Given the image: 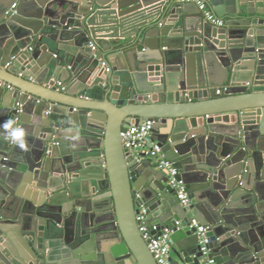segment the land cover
<instances>
[{"label":"water","instance_id":"1","mask_svg":"<svg viewBox=\"0 0 264 264\" xmlns=\"http://www.w3.org/2000/svg\"><path fill=\"white\" fill-rule=\"evenodd\" d=\"M203 1L224 26L175 0H0V124L27 143L0 129V264H157L141 206L172 264L203 258L192 220L215 264H264V0ZM143 119L188 208L123 149Z\"/></svg>","mask_w":264,"mask_h":264},{"label":"built area","instance_id":"2","mask_svg":"<svg viewBox=\"0 0 264 264\" xmlns=\"http://www.w3.org/2000/svg\"><path fill=\"white\" fill-rule=\"evenodd\" d=\"M179 3H194L200 12L204 20L214 26L222 27L224 26V20L217 18V16L207 7L206 3L203 0H177ZM16 3L12 5L14 9ZM9 12V11H8ZM92 46V49H95V46ZM33 46H27L24 49L27 51L32 50ZM11 59H14L12 57ZM11 63L7 62L6 66H9ZM106 72H109V67L105 68ZM6 85L9 89L12 88L10 84H6L0 80V85ZM58 86L63 89L62 83L57 82ZM225 87L217 88L215 90L216 94H223ZM154 120L143 119L137 124H130L125 128H122L120 132V137L122 141L123 149L127 154H136L138 152L144 153L155 162L156 166L160 169L166 171L168 175V184L175 191L176 197L179 200L180 204L183 207L188 208L190 206L191 200L189 197L188 190L183 183V181L177 178L179 174L178 170L173 167V163L165 158L164 152H162L161 146L152 138V129H153ZM147 213L148 210L146 207L141 206L140 211L136 214V221L138 222V228L142 235V238L145 240L147 247L152 254L154 260L157 264H172L170 261L172 241L170 235L172 230L165 228L160 233L151 234L148 230L147 222ZM190 226L196 227V232L201 236V252L203 258L200 264H215V261L212 257H209L210 250L205 246L207 239L205 238V233L210 228L209 225H201L196 220H192ZM155 229V227H153Z\"/></svg>","mask_w":264,"mask_h":264},{"label":"clouds","instance_id":"3","mask_svg":"<svg viewBox=\"0 0 264 264\" xmlns=\"http://www.w3.org/2000/svg\"><path fill=\"white\" fill-rule=\"evenodd\" d=\"M0 129L4 130L6 140L15 144L22 150L27 149L25 129L14 119H7L3 124H0Z\"/></svg>","mask_w":264,"mask_h":264},{"label":"crops","instance_id":"4","mask_svg":"<svg viewBox=\"0 0 264 264\" xmlns=\"http://www.w3.org/2000/svg\"><path fill=\"white\" fill-rule=\"evenodd\" d=\"M175 1L178 2L177 0H175ZM181 4H183V3H181ZM186 4H188V6H191L192 8H193L194 6L197 7L196 5H194V3H186ZM193 5H194V6H193ZM191 7H190V8H191ZM33 44H34V43H30L29 46H33ZM7 55H8V53H7ZM58 82H59V81H58ZM11 89H12V88H11Z\"/></svg>","mask_w":264,"mask_h":264}]
</instances>
